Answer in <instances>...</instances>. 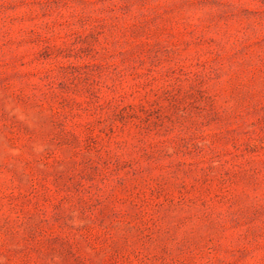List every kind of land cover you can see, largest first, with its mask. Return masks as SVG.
Segmentation results:
<instances>
[{"label":"rangeland","instance_id":"obj_1","mask_svg":"<svg viewBox=\"0 0 264 264\" xmlns=\"http://www.w3.org/2000/svg\"><path fill=\"white\" fill-rule=\"evenodd\" d=\"M0 264H264V0H0Z\"/></svg>","mask_w":264,"mask_h":264}]
</instances>
